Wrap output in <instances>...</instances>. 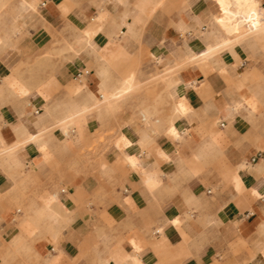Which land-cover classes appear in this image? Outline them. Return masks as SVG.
<instances>
[{
    "label": "crops",
    "instance_id": "1",
    "mask_svg": "<svg viewBox=\"0 0 264 264\" xmlns=\"http://www.w3.org/2000/svg\"><path fill=\"white\" fill-rule=\"evenodd\" d=\"M0 264H264V0H0Z\"/></svg>",
    "mask_w": 264,
    "mask_h": 264
},
{
    "label": "bare ground",
    "instance_id": "2",
    "mask_svg": "<svg viewBox=\"0 0 264 264\" xmlns=\"http://www.w3.org/2000/svg\"><path fill=\"white\" fill-rule=\"evenodd\" d=\"M252 35L253 39L257 38L259 34H250ZM239 44V41H236L234 40L233 42L225 45L226 47H233L235 45H238ZM226 48H224V46L222 48H218V49H215L213 51H210V52H207L205 53V55L203 56L202 60H206L212 56H214L215 54H221L223 53V51L225 50ZM77 50L75 48H71V54L74 56L75 55V52ZM74 59H72V61H74ZM13 82V81H12ZM132 83V81H127L126 84L127 86L126 87H121L119 90H115L113 91L111 94H110V97L108 98V100L105 102V105L107 107V109H112L114 105H117L118 103L122 102V100H124L127 95L131 92L130 90V84ZM90 111V109H87V110H84L82 113L80 114H72L69 118H68V122L70 124H73V122L77 119L78 116H82V115H86L88 114V112ZM132 157V156H131Z\"/></svg>",
    "mask_w": 264,
    "mask_h": 264
},
{
    "label": "rangeland",
    "instance_id": "3",
    "mask_svg": "<svg viewBox=\"0 0 264 264\" xmlns=\"http://www.w3.org/2000/svg\"><path fill=\"white\" fill-rule=\"evenodd\" d=\"M157 87H164L163 83H161L160 81H150L147 86L145 87V89L148 88H157ZM99 142H103V138L102 137H98L96 141L91 142L90 144H88L85 147L84 152L87 153H97V151H99Z\"/></svg>",
    "mask_w": 264,
    "mask_h": 264
}]
</instances>
